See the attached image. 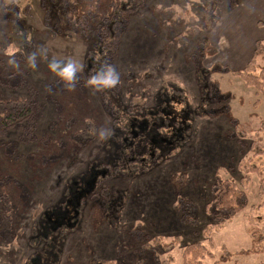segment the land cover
Masks as SVG:
<instances>
[{
    "label": "rangeland",
    "instance_id": "rangeland-1",
    "mask_svg": "<svg viewBox=\"0 0 264 264\" xmlns=\"http://www.w3.org/2000/svg\"><path fill=\"white\" fill-rule=\"evenodd\" d=\"M251 1L256 2L240 1L233 10L228 2L217 6L219 19L211 31L200 26L206 5L201 0H143L130 21L116 26L119 37L121 32V41H117L120 59L116 66L129 80L123 83L127 90L124 92L127 112L139 106L142 109L139 115L145 117L144 109L154 107L158 93L165 94L168 90L174 115L177 121L184 122L185 103H190L194 110L199 104V72L208 71L210 81L218 83L221 92L234 96L223 103L230 108L238 126L243 127L244 139H240L237 124L217 115L214 108L208 107L205 113L199 114L193 111V129L186 146L164 159L149 162V167L139 176L112 180L117 191L126 193L124 204L117 205L119 220L96 227L87 215L80 231L71 233L66 240L61 264H66L68 256L73 258L71 264H121L120 259H115L121 253L130 264H186L192 254L185 252L189 244L200 243L213 253L221 247L236 252L250 246V227L255 234L264 235V153L253 155L257 139L264 145V129L261 128L264 96L233 74L248 62L232 65L234 60L241 61L235 59L238 53L232 51L234 48L250 40L252 56L256 39L264 37V25L252 24L255 18L264 19V11L247 9ZM108 2V5H99L93 11L95 15L106 14L108 8L113 10L117 0ZM40 4L39 0H0V6L9 8V13L0 15V95L36 99L38 111V130L29 142L19 129L0 135V185L12 181L13 209L17 208L16 213L10 211L9 200L12 199L6 198V211L0 213V264L27 263L33 253L29 244L32 231L44 212L62 200L71 180L69 196L75 195L76 200L74 203L68 200L59 208L57 205L56 211L62 212L63 219L74 215L81 197L89 195L108 169L99 161L107 155L109 142H119L109 125L102 130L104 137L99 135L95 144L83 150L80 147L72 158H65L71 135L69 123L61 126L59 116L67 112L68 105L70 107L69 101L67 104L64 100L69 91L74 94L84 89L88 91L95 106L101 107L97 111L103 122L107 121L105 106L98 103V92L85 83L89 76L92 35L97 36L101 30L95 29L98 34L92 32V27H85L83 21L78 25L76 20H46ZM26 6L29 13L23 11ZM13 8L19 9L22 27L15 28L10 20L14 17ZM244 9L247 10L243 16ZM90 17L88 13L85 22ZM195 29L200 31L198 35L189 32ZM201 40L216 50L214 56L203 59L194 55ZM32 52L36 54L35 68L27 64V56ZM53 58H72L80 63L73 88H67L49 70L48 62ZM9 59H15L18 67L8 64ZM32 90L35 92L31 93ZM63 94L66 95L63 97ZM144 117L141 119L145 123ZM257 129L261 130L257 139L251 138L250 131ZM167 131L170 129L163 130ZM247 162L257 167L259 173H252L250 183L244 185L240 181L244 176L240 167ZM109 165L114 168L115 159ZM223 167L221 177L233 178L248 194L246 208L230 217L216 215L213 204L215 194L211 186ZM183 174V187L174 188L171 177ZM6 217H10L11 222L5 223ZM139 228L142 230L140 239L138 234L134 236L142 245L135 255H141L130 260L132 251L123 247L128 245L132 231ZM214 260L216 258H209L205 264H212ZM248 264H264V255Z\"/></svg>",
    "mask_w": 264,
    "mask_h": 264
},
{
    "label": "trees",
    "instance_id": "trees-1",
    "mask_svg": "<svg viewBox=\"0 0 264 264\" xmlns=\"http://www.w3.org/2000/svg\"><path fill=\"white\" fill-rule=\"evenodd\" d=\"M39 1L46 20L51 19L55 21L57 18L60 21L63 20V22H66L67 19L70 21L76 20L75 22L78 25L83 21L85 27H92V32L96 33L95 29L101 30V33L98 34L97 32V36L91 34L93 42L89 47L91 56L89 58L90 64L87 67L89 75L95 74L96 69L103 71L101 67L102 63L111 64L119 73L117 85L110 89L97 91L100 98L98 103H102L105 106L106 122H103L101 114L97 111L101 107L95 106L91 100V94L85 91V89L82 93L79 91L77 94L69 91L64 98L67 104L69 101L70 107L68 105L67 112L59 116V121L61 122V126L69 123L68 131L71 135L69 148L65 150V158H72L75 153H78L80 147L83 150L84 147L89 148L92 144H95L99 138V132L109 125V130L114 131L113 137L119 142L112 140L109 142L110 146L105 150L107 155L100 158L99 161L102 167H108L105 171L106 175L104 174V176H101L96 181L88 196L81 197L74 215L63 219L62 212L58 213L56 211L57 205H59V208L67 204L68 200H72V203L76 200L75 195L73 198L69 196L73 183V180H71V184L68 183L62 194V200L44 212L36 224V229L32 231L29 237V244L31 243L30 248L33 250V253L29 256L26 264H61L64 259L66 240L70 237L71 233L80 231L87 215H90L96 227L105 223L111 225L112 222L119 220L120 207H117V205L124 204L126 193L122 190L117 191L112 180L127 176H139L149 167V162L154 163V161L161 158L164 159L173 154L178 148L185 147L191 139L190 132L193 129L192 116L194 112L199 114L201 111H206V108L212 107L215 109L217 115L226 117L229 123H236L237 126L240 124L237 123L227 104L223 103L234 98V96L228 92H221L218 83L210 81V72L208 71L199 72V76L197 77L200 91L199 104L197 109L194 110L190 107V103H185V109L182 112V114L186 115L184 122L177 121V117L174 115L171 106L172 97L168 90H166L165 94L163 92L158 93L157 100L154 101V107L144 109L143 114L146 115L145 117L143 116L146 121L145 123L141 119L143 117L139 115L142 113L141 107L136 106V108H133V111L127 112L129 107L124 103V92H127V90H125L123 83L125 81L129 82V80L124 78V74L116 66L120 59V44L118 43L119 40L121 41V32L119 37L116 26L130 21L137 8L143 5V0H117L113 10L112 8H108L106 14L103 12L96 15L93 11L99 5H108V0H106V3L104 0ZM201 1L206 3V5L203 10L200 26L211 31L219 19V16L216 14L217 6L228 2L231 10H233L240 5V1L244 0ZM8 9L7 7L0 6V15L3 17L6 13H9ZM103 9L106 10V6ZM28 10L29 6H26L23 11L29 13L30 11L28 12ZM12 13L14 17L12 16L10 20L13 21L14 26L16 25L15 28L18 26L22 27V17L19 15V9L13 8ZM88 13H90L91 17L85 22ZM62 25H65V23ZM84 31L86 32V30ZM125 32L126 30L122 32V36ZM189 32L198 35L200 31L195 29ZM22 36L24 37L25 34L23 33ZM195 54L205 59L207 56H214L216 50L206 44L204 40H201L198 41ZM233 74L237 75L247 87H252L258 94L264 96V40L256 42L254 52L247 65L242 70L234 71ZM34 92L35 90L31 91V93ZM66 94L62 96L64 97ZM36 105V99L23 97L8 98L0 95V135L10 130L19 129V131L24 132L22 136L25 137V141L29 142L31 135L35 134L38 130V111ZM138 116L140 118H137ZM165 128L170 129V131L163 132ZM261 128L264 129V122ZM238 129L240 130V139H244L242 138L245 134L243 127L238 126ZM250 132V137L257 139L258 132H261V130L257 129ZM75 137H77V140L74 141L73 138ZM256 141L255 146L257 148H255L254 156L264 153L262 141L258 139ZM112 159H115L116 166L111 169L109 168V162ZM221 170H225V168L219 169L216 181L211 186L215 194L213 198L214 211L216 215L228 214L230 217L231 215L241 213L246 208L248 194L239 187V184L233 178L221 177L223 174ZM240 170L244 173V176L240 179L244 185L250 183V175L252 173H259V169L252 166L249 162L240 167ZM170 182L174 188L181 189L185 183V174L181 177L172 176ZM13 188L14 184H12V181L7 184L1 183L0 185V213L2 212V214L6 211V204H4L6 198L12 199L9 200L10 211L12 210V212L16 213L17 208L14 210L15 206L12 203L15 201ZM57 213L58 218L56 219ZM180 215L183 216V212ZM4 222H11L10 217H6ZM252 228L250 227L249 232L250 246L238 249L236 252L221 247L213 253L200 243L185 246V252L192 253L187 259L186 264H205V261L209 258H216L212 264H248L251 260L256 259V257L261 258L264 255V235L260 233L255 234V231L251 230ZM136 234L139 235L140 239L142 230L139 228L132 231L128 245L123 247L128 252L132 251L130 260L134 256L139 257L141 255L140 253L135 255V251L140 250L139 245H142L139 240L135 239L134 235ZM145 237L146 234H143L144 239H146ZM149 251H152V249H149ZM115 259H120L119 262H123L121 264H130L126 263L127 261L125 262L127 258L123 257V253L118 254ZM72 260L73 258L68 256L66 264H71ZM93 263L95 264V262Z\"/></svg>",
    "mask_w": 264,
    "mask_h": 264
},
{
    "label": "clouds",
    "instance_id": "clouds-1",
    "mask_svg": "<svg viewBox=\"0 0 264 264\" xmlns=\"http://www.w3.org/2000/svg\"><path fill=\"white\" fill-rule=\"evenodd\" d=\"M8 64L13 67H18L15 59H9ZM27 64L29 67L35 68L36 66V54L34 52L27 56ZM48 68L50 71L55 73L69 89L75 86V80L77 79V72L81 65L78 61L68 58L67 60H57L55 58L49 60ZM101 67L103 71L99 69L95 70V74H90L85 81L87 86H90L93 90L100 91L104 89H110L118 84L119 73L116 71L114 66L107 63H102ZM101 137H104L103 131L99 132Z\"/></svg>",
    "mask_w": 264,
    "mask_h": 264
},
{
    "label": "crops",
    "instance_id": "crops-1",
    "mask_svg": "<svg viewBox=\"0 0 264 264\" xmlns=\"http://www.w3.org/2000/svg\"><path fill=\"white\" fill-rule=\"evenodd\" d=\"M249 5V6H248ZM246 7H247V9H248V7L250 8L251 7V10L252 11H255L256 10V12H263L264 11V1L263 0H256V2L255 1H251V2H249V4H248ZM252 7H254V9L252 8ZM247 9H244V11H243V13L241 14V15H243L244 16V12L247 10ZM245 22V21H244ZM246 23V22H245ZM246 24H250L251 25V23H246ZM245 24V25H246ZM252 24H257V25H264V19H262V20H259V19H254L253 21H252ZM245 28V27H244ZM245 30H246V28H245ZM251 39V38H250ZM254 39V38H253ZM252 39V40H253ZM262 39H264V37L263 38H258V39H256V40H262ZM251 40V41H252ZM255 40V41H256ZM242 46H244V47H242ZM233 52H235V53H238V55L236 56V58L235 59H240L241 61L240 62H238V60H234V61H232V65H240V64H242V63H245V62H248V60L251 58L250 56H251V48H250V40L249 41H247V43H241L240 45H238V48H234L233 50H232ZM248 54H250L249 56H247Z\"/></svg>",
    "mask_w": 264,
    "mask_h": 264
}]
</instances>
